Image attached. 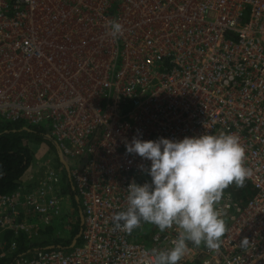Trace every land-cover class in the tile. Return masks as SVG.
Listing matches in <instances>:
<instances>
[{"label":"built area","instance_id":"obj_1","mask_svg":"<svg viewBox=\"0 0 264 264\" xmlns=\"http://www.w3.org/2000/svg\"><path fill=\"white\" fill-rule=\"evenodd\" d=\"M0 121L49 131L83 213L75 245L28 248L13 264H148L172 246L175 227L113 226L129 184L150 182L139 167L150 162L126 152L137 130L145 141L239 136L252 195L224 189L219 250L189 243L179 264H264V0H0ZM34 167L0 196V234L32 231L24 208L60 214L59 175L39 170L31 189Z\"/></svg>","mask_w":264,"mask_h":264},{"label":"clouds","instance_id":"obj_2","mask_svg":"<svg viewBox=\"0 0 264 264\" xmlns=\"http://www.w3.org/2000/svg\"><path fill=\"white\" fill-rule=\"evenodd\" d=\"M122 31L119 22H111L109 34L113 38ZM140 135L137 130L131 142L125 141V148L127 154L150 162L147 169L139 166L150 182L129 184L127 208L113 214L114 228L131 232L141 223L154 225L160 232L176 228L170 248L146 253L150 257L148 264H179L189 243L219 250L227 229L216 204L224 189L233 184L243 187L252 175V170L244 165L245 148L239 136L220 133L145 141ZM248 245L247 238L240 243L241 248Z\"/></svg>","mask_w":264,"mask_h":264},{"label":"trees","instance_id":"obj_3","mask_svg":"<svg viewBox=\"0 0 264 264\" xmlns=\"http://www.w3.org/2000/svg\"><path fill=\"white\" fill-rule=\"evenodd\" d=\"M48 132L45 128L26 126L23 122L11 123L0 121V196L13 193L18 188L20 179L31 166L33 156L32 148L29 144L46 143L53 149L55 148L54 144L47 139ZM66 190L73 198L75 217L77 219L70 239L64 242H57L53 245L47 243L50 239H54L53 236L55 235L53 227H48V238L44 239L42 243L31 244L27 240H18L19 251L15 252L11 257L5 256L0 259V264H13L17 254L28 250V248L49 246L69 248L72 245L73 240L81 230V207L79 202L75 200L77 192L72 189V186H69ZM225 190L233 193L235 197L242 200H246L252 195L251 186L247 181H245L243 187L237 188L233 184ZM7 235L13 238L12 234L8 233Z\"/></svg>","mask_w":264,"mask_h":264},{"label":"rangeland","instance_id":"obj_4","mask_svg":"<svg viewBox=\"0 0 264 264\" xmlns=\"http://www.w3.org/2000/svg\"><path fill=\"white\" fill-rule=\"evenodd\" d=\"M46 125L47 124L44 123V126ZM29 145H31L32 148V164L35 167L31 175L32 179H28L26 185L29 186L28 188L32 189L36 185V178L39 177V173H42L39 172V170L43 171L47 169V167L52 168L60 177L59 186L55 187L53 194L59 195L58 199L61 204V212L56 217H50L48 222H46V219L35 213L31 208H24L25 210L22 209L21 211L25 213L28 223L33 226V229L24 236L20 235L19 238H10L8 235L0 234V242L3 243L0 252L9 257L19 249L17 243L18 240H27V242L31 244L42 243L44 239L48 238V227H53L55 235L53 236L54 239H50V241L46 240L48 241L47 243L53 245L57 242L68 241L74 229L73 227L77 222L73 198L66 190L69 186L71 187L68 171L62 163L56 147L53 149L46 143H34ZM75 200L78 201L77 195Z\"/></svg>","mask_w":264,"mask_h":264},{"label":"water","instance_id":"obj_5","mask_svg":"<svg viewBox=\"0 0 264 264\" xmlns=\"http://www.w3.org/2000/svg\"><path fill=\"white\" fill-rule=\"evenodd\" d=\"M57 151L59 153V156L61 158V161H62L63 165L65 166L66 170L68 171L69 170L68 163L65 160H63V156H62L60 150H57ZM80 218H81V222H82L83 221V213H82L81 210H80ZM78 238H79V235L75 238V240L73 241L72 245H75L77 243Z\"/></svg>","mask_w":264,"mask_h":264},{"label":"crops","instance_id":"obj_6","mask_svg":"<svg viewBox=\"0 0 264 264\" xmlns=\"http://www.w3.org/2000/svg\"><path fill=\"white\" fill-rule=\"evenodd\" d=\"M26 177V176H25ZM24 179V176H23V178H22V180Z\"/></svg>","mask_w":264,"mask_h":264}]
</instances>
